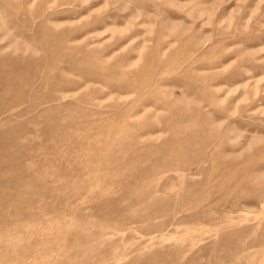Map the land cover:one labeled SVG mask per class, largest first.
Listing matches in <instances>:
<instances>
[{
  "label": "rangeland",
  "instance_id": "obj_1",
  "mask_svg": "<svg viewBox=\"0 0 264 264\" xmlns=\"http://www.w3.org/2000/svg\"><path fill=\"white\" fill-rule=\"evenodd\" d=\"M0 264H264V0H0Z\"/></svg>",
  "mask_w": 264,
  "mask_h": 264
}]
</instances>
